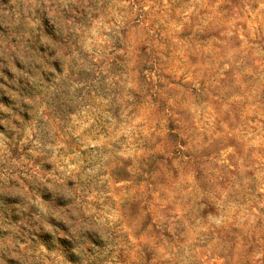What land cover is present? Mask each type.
<instances>
[{"label":"clouds","instance_id":"clouds-1","mask_svg":"<svg viewBox=\"0 0 264 264\" xmlns=\"http://www.w3.org/2000/svg\"><path fill=\"white\" fill-rule=\"evenodd\" d=\"M0 264H264V0H0Z\"/></svg>","mask_w":264,"mask_h":264},{"label":"rangeland","instance_id":"rangeland-1","mask_svg":"<svg viewBox=\"0 0 264 264\" xmlns=\"http://www.w3.org/2000/svg\"><path fill=\"white\" fill-rule=\"evenodd\" d=\"M146 77H147V73H146ZM117 187H119V185H117Z\"/></svg>","mask_w":264,"mask_h":264}]
</instances>
